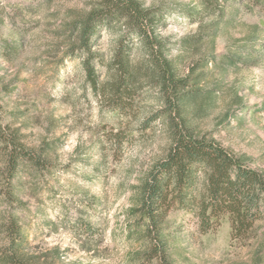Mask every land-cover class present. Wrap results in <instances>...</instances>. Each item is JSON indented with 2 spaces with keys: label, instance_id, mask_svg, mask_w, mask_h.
Returning <instances> with one entry per match:
<instances>
[{
  "label": "rangeland",
  "instance_id": "obj_1",
  "mask_svg": "<svg viewBox=\"0 0 264 264\" xmlns=\"http://www.w3.org/2000/svg\"><path fill=\"white\" fill-rule=\"evenodd\" d=\"M137 1L163 18L157 36L168 57L184 75L203 64L195 74L207 76L204 90L216 91L187 105L189 128L264 173V0H227L214 19L198 0ZM97 2L0 0V45L20 36L17 49H0V136L16 132L46 160L44 168L21 164L13 180L16 204L0 197V247L2 223L13 213L34 251L55 264H147L141 243L126 236L127 213L170 143L162 120H149L161 108L155 89H143L130 107L117 110L85 83L81 57L71 55L75 38L68 24ZM126 35L102 30L94 40L92 52L103 64L96 69L99 82ZM131 41L137 61L141 45ZM2 153L0 139V192ZM165 230L174 264H264L262 221L247 245L231 240L226 218L200 233L191 215L174 211Z\"/></svg>",
  "mask_w": 264,
  "mask_h": 264
},
{
  "label": "trees",
  "instance_id": "obj_2",
  "mask_svg": "<svg viewBox=\"0 0 264 264\" xmlns=\"http://www.w3.org/2000/svg\"><path fill=\"white\" fill-rule=\"evenodd\" d=\"M226 1L198 0L201 11L213 19L223 14ZM192 15L187 12L186 17ZM162 20L137 0H98L88 13L68 24V31L75 38L71 55L81 57L85 83L101 100L123 110L145 88L155 89L160 99V110L149 120H162L169 148L165 157L145 174L127 213L130 225L126 236L141 243V257L147 264H174L170 236L165 230L170 212L191 215L200 233L208 232L226 218L231 240L243 245L255 239L256 223L264 222V173L251 168L245 156L236 155L189 128L187 105L216 91L204 90L201 84L207 76L202 72L195 74L203 64L198 62L184 75L177 60L168 57L166 45L157 36ZM114 29L125 30L127 39L117 41L111 60L105 65V81L99 82L96 69L103 64L96 60L92 45L102 30ZM134 38L141 45L137 61L131 57ZM19 39L17 36L11 43L0 45V49H17ZM3 91L0 79V92ZM0 137L5 172L0 197L7 206H13L18 202L13 180L21 164L44 168L46 160L25 148L16 132L8 138ZM43 152L46 157L47 150ZM2 232L6 242L0 247V264H55L46 254L34 251L15 214L9 213L5 218Z\"/></svg>",
  "mask_w": 264,
  "mask_h": 264
}]
</instances>
